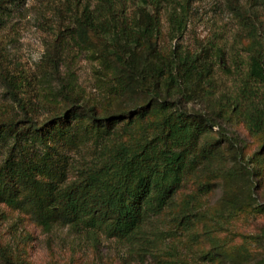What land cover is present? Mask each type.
<instances>
[{"label": "trees", "instance_id": "1", "mask_svg": "<svg viewBox=\"0 0 264 264\" xmlns=\"http://www.w3.org/2000/svg\"><path fill=\"white\" fill-rule=\"evenodd\" d=\"M138 1L91 9L74 0L64 9L71 24L61 19L36 73H13L0 37V82L12 100L0 103V206L44 233L114 241L126 264H264V226L233 229L264 216L262 13L226 0L230 25L191 47L182 38L196 0ZM163 2L178 38L170 48ZM69 37L97 62L101 99L62 74ZM43 78L57 86L41 91ZM16 247L0 236V264H33Z\"/></svg>", "mask_w": 264, "mask_h": 264}, {"label": "rangeland", "instance_id": "2", "mask_svg": "<svg viewBox=\"0 0 264 264\" xmlns=\"http://www.w3.org/2000/svg\"><path fill=\"white\" fill-rule=\"evenodd\" d=\"M79 1L81 5L85 4L91 9H96L101 3V0ZM131 1L132 5L142 4L138 0ZM72 2L74 0H13L7 3V11L0 12L2 18L0 37L6 47L8 66L13 73L18 71L36 73L47 43L56 38L59 32L58 27L63 23L61 19L64 18L68 25L71 24V18L68 16L70 10L66 13L64 9ZM239 3L243 7L259 8L264 18V0H239ZM160 12L162 42L170 48L178 38L175 37V31L171 30L169 10L165 7V2ZM224 23L229 25L231 23V10L226 0H196L191 6L189 24L182 39L189 46L195 47L197 40H206L218 25ZM67 47L63 54L62 74L75 82L86 96L101 99L103 90L95 72L97 62L90 57L89 50L77 45L71 37L67 39ZM70 48L73 50L72 53ZM56 86L57 83L53 79L40 80L41 91H52ZM0 103L12 105L11 97L1 82ZM14 107L12 111L17 110V106ZM35 110L38 119H43L48 112L38 105H35ZM238 131L246 140L252 141L242 127H239ZM2 156L1 152L0 158ZM215 192L214 202L221 195L218 189ZM260 193L264 197V189ZM262 226L264 216L259 214L253 218L238 219L236 228L233 229L254 235L260 233ZM0 236L3 242L12 243L17 249L26 246L33 264H126L122 259L126 249L114 241L102 238L101 242L93 247L92 242L86 244L69 235L66 228L58 229L52 234L44 233L28 220V216L9 212L3 206H0ZM257 245L264 247L262 242Z\"/></svg>", "mask_w": 264, "mask_h": 264}]
</instances>
